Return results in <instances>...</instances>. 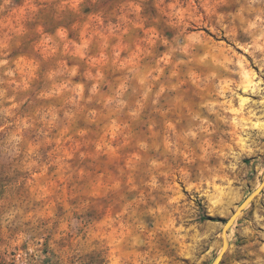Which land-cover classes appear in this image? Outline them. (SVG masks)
Listing matches in <instances>:
<instances>
[{"label": "rangeland", "instance_id": "rangeland-1", "mask_svg": "<svg viewBox=\"0 0 264 264\" xmlns=\"http://www.w3.org/2000/svg\"><path fill=\"white\" fill-rule=\"evenodd\" d=\"M263 176L264 0H0V264H211Z\"/></svg>", "mask_w": 264, "mask_h": 264}, {"label": "water", "instance_id": "water-1", "mask_svg": "<svg viewBox=\"0 0 264 264\" xmlns=\"http://www.w3.org/2000/svg\"><path fill=\"white\" fill-rule=\"evenodd\" d=\"M264 189V176L260 185L250 194L245 200L233 211L230 217L224 223L221 229L222 246L218 255L214 258L211 264H221L225 253L229 247L228 233L234 226L237 219L244 213V211L252 204V202L262 193Z\"/></svg>", "mask_w": 264, "mask_h": 264}, {"label": "trees", "instance_id": "trees-1", "mask_svg": "<svg viewBox=\"0 0 264 264\" xmlns=\"http://www.w3.org/2000/svg\"><path fill=\"white\" fill-rule=\"evenodd\" d=\"M206 220H210L213 222H219L220 221V219H218V218H211V217H207Z\"/></svg>", "mask_w": 264, "mask_h": 264}]
</instances>
